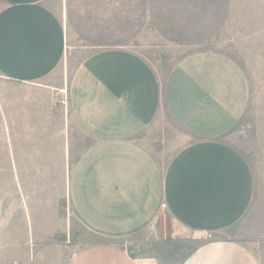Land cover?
<instances>
[{"label":"crops","instance_id":"1","mask_svg":"<svg viewBox=\"0 0 264 264\" xmlns=\"http://www.w3.org/2000/svg\"><path fill=\"white\" fill-rule=\"evenodd\" d=\"M123 1L101 0L117 19ZM75 2L0 0V191L8 172L23 188L16 228L0 193V264H261L241 223L264 190L226 141L249 105L239 64L197 51L161 79L148 45L86 52Z\"/></svg>","mask_w":264,"mask_h":264},{"label":"rangeland","instance_id":"2","mask_svg":"<svg viewBox=\"0 0 264 264\" xmlns=\"http://www.w3.org/2000/svg\"><path fill=\"white\" fill-rule=\"evenodd\" d=\"M123 2L125 4L121 6L120 18L117 19L106 8V2L76 0L70 11V45L86 46V52L97 45H148L145 48L146 55H150L148 61L161 79L178 60L190 53L214 50L233 58L247 79L249 105L226 141L245 156L255 181L264 190V0H150V20L147 16L148 0L146 19L143 15L144 0H135V5H130L129 9L127 1ZM149 28L153 34L151 37L158 36L157 40L133 42L134 36L147 34ZM160 36L162 39L159 41ZM80 61L81 55L71 58V67ZM163 120L166 129L170 130V122L164 116ZM15 175L16 172H8L7 190L4 187V191H0L7 192L10 228L17 226L12 211L16 212L14 200L23 189L15 184ZM261 203V210L256 208V217L252 219L249 215L241 223L247 235L251 231L253 238L264 235V197ZM194 247L193 242L184 245L181 253ZM256 251L261 264H264V237ZM16 253L13 252L14 256Z\"/></svg>","mask_w":264,"mask_h":264},{"label":"built area","instance_id":"3","mask_svg":"<svg viewBox=\"0 0 264 264\" xmlns=\"http://www.w3.org/2000/svg\"><path fill=\"white\" fill-rule=\"evenodd\" d=\"M161 208H165V204H161ZM129 254L130 255H135V252L134 251H129Z\"/></svg>","mask_w":264,"mask_h":264}]
</instances>
